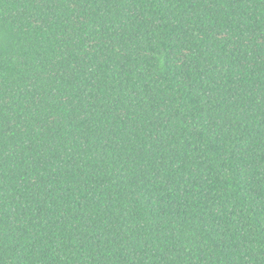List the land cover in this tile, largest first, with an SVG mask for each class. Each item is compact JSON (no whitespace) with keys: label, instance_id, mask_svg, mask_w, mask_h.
Listing matches in <instances>:
<instances>
[{"label":"trees","instance_id":"16d2710c","mask_svg":"<svg viewBox=\"0 0 264 264\" xmlns=\"http://www.w3.org/2000/svg\"><path fill=\"white\" fill-rule=\"evenodd\" d=\"M0 264H264V0H0Z\"/></svg>","mask_w":264,"mask_h":264}]
</instances>
